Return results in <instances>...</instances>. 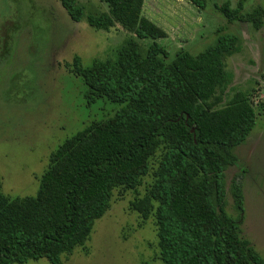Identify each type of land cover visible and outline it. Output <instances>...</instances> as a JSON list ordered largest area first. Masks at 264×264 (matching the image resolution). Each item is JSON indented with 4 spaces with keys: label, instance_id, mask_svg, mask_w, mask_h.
I'll return each instance as SVG.
<instances>
[{
    "label": "trees",
    "instance_id": "obj_1",
    "mask_svg": "<svg viewBox=\"0 0 264 264\" xmlns=\"http://www.w3.org/2000/svg\"><path fill=\"white\" fill-rule=\"evenodd\" d=\"M186 1L200 12L208 2ZM60 2L75 23L105 32L117 25L133 35L113 59L86 69L78 60L70 70L84 82L88 106L104 100L119 109L51 154L34 198L10 199L0 183V264H61L86 245L114 190L136 191L148 176L151 185L130 207L143 221L154 219L162 264H264L241 236L244 170L228 187L225 177L257 119L226 70L239 38L219 30L203 52L181 51L166 63L157 43L145 53L138 44L166 38L143 17V0H100L108 12L88 15L76 0ZM244 2L216 10L259 31L264 10L244 13ZM228 194L236 219L226 213Z\"/></svg>",
    "mask_w": 264,
    "mask_h": 264
},
{
    "label": "rangeland",
    "instance_id": "obj_2",
    "mask_svg": "<svg viewBox=\"0 0 264 264\" xmlns=\"http://www.w3.org/2000/svg\"><path fill=\"white\" fill-rule=\"evenodd\" d=\"M84 14L107 13L100 0H76ZM239 0H208L198 11L186 0H143L142 15L166 38L138 41L143 53L157 43L170 63L181 51L197 55L213 45L218 31L239 38V51L225 60L232 88L246 95L256 125L234 150L237 165L225 173L226 186L244 170L241 236L264 259V27L228 23L216 6ZM264 10V0H245L244 13ZM133 35L115 25L97 31L84 19L73 22L60 0H0V183L10 198H34L51 154L77 132L112 117L118 106L85 101V85L70 72L94 61L113 59ZM136 191L116 189L109 211L98 220L83 248L62 257L61 264H162L153 218L143 221L130 204L152 183ZM226 213L236 219L227 195ZM26 264H49L45 259Z\"/></svg>",
    "mask_w": 264,
    "mask_h": 264
}]
</instances>
